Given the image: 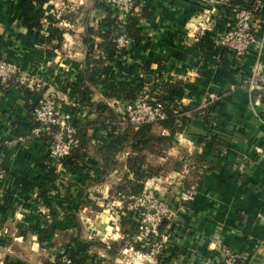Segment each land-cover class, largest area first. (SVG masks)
Listing matches in <instances>:
<instances>
[{
  "label": "crops",
  "instance_id": "obj_1",
  "mask_svg": "<svg viewBox=\"0 0 264 264\" xmlns=\"http://www.w3.org/2000/svg\"><path fill=\"white\" fill-rule=\"evenodd\" d=\"M210 1L138 0L137 13L147 9L153 16L141 21L142 40L134 42L127 53L130 66L121 65L116 54H108V48H98L105 43L100 36L89 35L103 68L94 70L93 82L86 84L88 47L84 39L107 17L104 0H50L43 4L44 10L50 7L46 17H54L53 27L64 32L62 46L54 50L46 46V32L24 25L20 0H0V59L21 68L18 78L7 85L0 82V171L6 174L0 182V264L52 263L70 239L77 237V230L69 227L72 220L63 200L69 184L73 210L83 225L79 237L86 242L90 238V220L79 214L80 209L88 210L93 192L101 190L107 195L121 180L114 172L105 183L90 187L100 168L94 158L96 146L110 141L112 129L105 122L121 116L111 104L126 103L109 97L112 85H136L135 76L139 78L140 72L160 78L162 86L180 85V101L188 113L183 131L168 153L178 160L187 157L184 171L153 178L145 187L176 213L175 222L163 226L170 242L159 264H220L223 249L247 252L257 256L253 264H264V90L251 91L246 86L251 77L264 72V0H228L251 6L256 13L251 23L257 42L243 60L216 44L217 36L231 23L230 16L220 14L223 5L212 15V31L196 38L212 3L220 0ZM113 12L121 22L126 21L122 11ZM45 19L42 25L46 29L50 23L45 24ZM149 83L155 94L158 83ZM70 84H86L91 104L98 107H86ZM211 94L219 100L203 110ZM44 99L54 101L81 127L79 131L90 137L87 156L80 162L82 171H73L66 185L55 183L49 206L39 198L38 180L48 178L52 168L50 138L17 143L33 129L32 110ZM108 110L113 116L103 115ZM214 135L226 145L218 158L209 152ZM192 158L210 164L211 170L201 184L194 185L195 201L181 206L178 198L186 191ZM164 164V158L155 162L156 166ZM41 205L53 211L52 222L38 213ZM99 218L104 224L111 223L106 214ZM119 221L120 217L113 225L119 226ZM51 226H55L54 236L41 246L36 233ZM112 229L115 227L104 230V235L108 237ZM113 242L117 243L111 241L110 246ZM95 251L97 257L105 253L104 264H115L106 250Z\"/></svg>",
  "mask_w": 264,
  "mask_h": 264
},
{
  "label": "trees",
  "instance_id": "obj_2",
  "mask_svg": "<svg viewBox=\"0 0 264 264\" xmlns=\"http://www.w3.org/2000/svg\"><path fill=\"white\" fill-rule=\"evenodd\" d=\"M21 8L25 13L24 25L30 30L43 31L47 33V37H43L46 42V46L50 49H58L63 43V31L59 28L53 27L55 22L54 17L47 16V10L42 8V5L50 0H20ZM107 17L101 22L96 32L89 31L87 37L84 39L85 44L88 47L86 66H87V81L93 82L92 73L94 70L103 68L102 62L97 60L94 54L95 45L89 35L95 37L100 36L105 43L98 46L101 49H109L108 54L114 56L116 53L113 39L116 36L118 27V18L114 16V12L110 7H105ZM236 9H246L253 12L255 16V10L251 6H245L237 2H229L228 5H223L220 10V14H227L232 16ZM153 15L147 9H143L137 13L132 11L126 19L125 31L129 38L135 43H140L142 40L141 21L146 18H151ZM50 23L49 27L45 29L42 25V20L45 19ZM208 35V34H207ZM202 39V38H201ZM227 50V49H226ZM90 70V71H89ZM132 71V70H131ZM149 72V70H145ZM92 74V75H91ZM136 85L117 84L112 85V92L109 95L111 98H116L121 101L133 103L137 100L138 95L144 89V82L135 76ZM85 85L70 84L79 96L82 98L86 107H98L91 104L90 95L86 90ZM164 93L158 99L165 103V111L167 119L156 124H147L138 128L127 127L124 129H112L110 134V141L105 144H98L94 152V158L100 162L99 172L95 179L91 180L90 187L95 185H101L116 172L118 175H122V179L117 184H114L109 192L111 199L114 201L119 200V196L126 197H139L141 196L146 187V183L153 179L164 177L166 173L183 172L184 164L187 161V157L184 156L182 160H178L174 157H169L168 153L175 147V142L178 134L183 131V125L177 122V118L174 114V110L177 107L178 101H180V94L183 91L182 87L178 84H163ZM156 87H154L155 89ZM39 104V103H38ZM34 106L33 110L38 106ZM98 109V108H97ZM32 110V112H33ZM106 117L113 116L109 110L103 112ZM34 123V128H38L41 125ZM79 141V146L72 150L71 155L64 161V165L73 171H82L83 166L80 162L86 158L87 149L90 143V137H88L86 131H79L75 136ZM210 155L213 157H220L226 145L223 141L218 139L214 135L211 139ZM166 159V164L163 166H156L155 162L160 159ZM171 163H174L171 168ZM190 176L186 183V191L194 190L193 187L201 184L202 178L206 172L211 170L210 164L202 162L197 158H192L189 164ZM40 184L39 198L42 203L49 206L48 197L52 191L55 183L60 182V175L56 173L52 167L48 178H39ZM72 185L69 184L66 187V193L64 195V202L67 204V210L71 222L69 227L75 228L78 232L77 237L70 239L69 245L64 249V256H66L72 264H97L94 259L97 258L95 250H106L108 254L113 258L116 256L121 247L126 245V241H132L138 232V223L132 211H128L127 207H123L120 215V231L124 239L121 242H113L111 246L103 244L100 239L95 238L90 242H86L80 239L79 234L82 232L83 225L80 221L77 213L73 210V202L70 198V190ZM116 199V200H114ZM111 202V201H110ZM109 203V202H108ZM125 205V203H124ZM56 220V219H55ZM55 222V221H54ZM57 222V220H56ZM59 222V221H58ZM55 226L46 227L39 230L38 241L41 246L46 245L52 240L54 236ZM63 256H57L52 263L46 261L45 264H63Z\"/></svg>",
  "mask_w": 264,
  "mask_h": 264
},
{
  "label": "built area",
  "instance_id": "obj_3",
  "mask_svg": "<svg viewBox=\"0 0 264 264\" xmlns=\"http://www.w3.org/2000/svg\"><path fill=\"white\" fill-rule=\"evenodd\" d=\"M202 1L207 4L211 3L210 0ZM137 3L138 0H104V4L107 7H110L113 11L120 10L127 16L132 11L137 12ZM228 4V0H220L212 3L214 6L211 7L209 12L205 15L204 23L200 24V29L197 31L199 35L196 38L200 40V38L212 31L210 26L212 15L218 12L220 6ZM252 19L253 12L246 9H236L231 16L229 29L217 36V46L227 49L239 60L245 59L257 42L251 23ZM44 23H47L46 19ZM125 24L126 21L122 20L121 22L118 19V30L113 39V43L116 50L115 54L119 62L121 65L128 67L130 66L131 60L127 53L133 48L135 43L127 35ZM20 75L21 68L18 64L0 59L1 84L7 85L11 80L18 78ZM138 76L144 82L143 91L133 103H120L114 101L111 104L112 107L116 105V109L121 116L116 120L109 119L105 122L110 129L117 130L127 127L138 128L147 124H156L167 119L165 103L158 99L164 93L160 78H157V80L153 77L149 78L143 72H140ZM149 81L158 83L159 88L155 94L151 93V83H149ZM246 86L251 91L264 90V72L262 74H255L251 77L246 83ZM218 100L219 98L217 95L211 94L201 108L203 110L210 109ZM174 114L177 118V122L181 126L183 120L188 116L181 101H178ZM32 118L41 126L32 129L26 136L19 137L17 143L26 144L36 139L50 138L49 157L51 167L60 175V183L66 185L68 182H71L70 178L72 172L64 165V161L71 155L72 150L79 146V141L75 136L81 127L73 121L70 115L65 113L63 109L58 107L55 102L50 99H44L39 102L38 106L32 112ZM5 177V172L0 171V182L3 181ZM119 198L120 199L113 204L118 203V205L121 206L127 203V200L131 201V207H127V209L134 213L138 223V232L137 235L132 238V241L129 240L128 244L123 246L118 254L113 257L114 263L159 264L170 242V236L167 231L163 230V226L168 225L169 227L175 222V210L168 202L160 198L150 189H145L144 193L139 197H126L123 195L119 196ZM194 201V190L183 191L178 198V202L181 206L189 205ZM38 213L44 216L48 222H52L53 211L50 207L41 205L38 209ZM103 221L104 220H102V222ZM118 227V225H115V229H112L110 232V234L112 231L116 232V236L113 239L115 241H118L119 238L121 240L124 239ZM107 231L105 232L107 233ZM90 241L92 240H87V242ZM105 244L110 246V243ZM222 253L224 255V260L220 264H253L257 258V256L247 252H234L230 249H223ZM59 256H63V264H72V262L64 256V251H62ZM103 257L104 256H102V258ZM100 259L101 257L99 256L94 259V262L99 264Z\"/></svg>",
  "mask_w": 264,
  "mask_h": 264
},
{
  "label": "rangeland",
  "instance_id": "obj_4",
  "mask_svg": "<svg viewBox=\"0 0 264 264\" xmlns=\"http://www.w3.org/2000/svg\"><path fill=\"white\" fill-rule=\"evenodd\" d=\"M171 168H173L174 163H171ZM168 174V173H166ZM120 178L122 179V175H120ZM101 191V190H99ZM98 190L93 192L92 195V203L89 205L88 210L84 211L83 209L79 211L80 215H84V217H88L90 222H89V226H90V238L88 239H94V238H98L101 241H104L105 243H110L111 240H113L116 236V232H113L110 234V236L106 237L103 233L104 230H106L107 228H109L110 226H113V223H116L117 219L120 217L121 212L123 207H131V201L127 200L128 202L125 203V205H121L119 206L118 203L113 204L112 203V199L111 196L109 194H102L101 192H99ZM97 193V194H96ZM100 193V194H98ZM103 196H107L105 198H103ZM116 200V199H114ZM111 201V202H110ZM110 202V203H108ZM82 211V213H81ZM84 211V212H83ZM106 214L110 219H111V223L110 222H106L105 224L102 223L101 219L99 218L100 214ZM91 229H95L94 231H91ZM115 241V240H113ZM122 240L119 238V240L117 241L118 243L121 242ZM126 244H128V242L126 241ZM122 248V247H121ZM102 255H105V253H102ZM101 259L99 260V264H104L103 262H105V259L107 258H102V256L100 255ZM108 261V260H107Z\"/></svg>",
  "mask_w": 264,
  "mask_h": 264
}]
</instances>
